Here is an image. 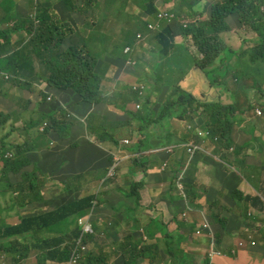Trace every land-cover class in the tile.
<instances>
[{"label": "trees", "instance_id": "16d2710c", "mask_svg": "<svg viewBox=\"0 0 264 264\" xmlns=\"http://www.w3.org/2000/svg\"><path fill=\"white\" fill-rule=\"evenodd\" d=\"M112 2L115 3L116 0ZM197 2L200 3V0H173V10L165 11L170 16H177L189 9V15L193 12L191 16H197L201 14L194 8ZM67 3H70V0H67ZM136 3L141 12L151 17H158L162 11L157 0H136ZM96 4L95 0H85L82 9L88 14L95 10ZM177 6L178 9H175ZM48 13H54V16L40 15L37 17L39 24L33 22L32 30H35L37 35L26 48L22 51H14L5 57L0 55L1 85L13 82L16 86H22L20 78L34 80L30 69V47L35 45L33 50H37L38 44L39 46L45 44L43 49L39 47L40 50H38L44 65V72L39 74V77L44 80V86L38 93L39 102L42 105L49 104V100L57 103L58 98H52L55 93H74L78 100L75 103H69L71 107L91 109L103 103L114 105L117 109L122 107V110L130 114L132 120H138L142 125L151 124V117L154 116L143 115L137 111L140 108L136 105L139 104L140 99L157 94L160 96V98L157 96V101L161 103V114L154 123L160 125V130L152 133L140 130L138 133L140 139L137 140L134 134L137 130L133 129L131 132L127 128L129 127L127 124L131 125V123L110 124L109 117L95 114L81 119L78 116H71L63 105H59V111L50 114L40 112L32 114L29 119L30 123L23 124L20 130L12 126V129L2 139L5 143L11 134L17 132L15 140L10 142L15 149L16 157H3L0 167V225L4 224L5 219L10 218H16V222L10 226H0V258L8 255L12 257L14 264H24L32 254L40 250L39 264L68 262L70 251L76 246L82 232L78 225V217L88 213L93 208L94 201H98L97 196L88 193L92 190V179L78 175L63 181L65 189H73L80 185L84 187L86 194L79 201L53 211L25 217L22 211L30 204L42 202L45 190L57 182L44 173L37 164L33 165V171L22 172V170L30 164L28 152L42 148L49 143L48 135L51 131L57 132L58 137L66 140L71 137L72 129L76 125L85 128L89 134L99 135L101 141L107 140V146L103 148L112 153V162H114V157L120 156V152L130 154L134 158L136 153L142 154L149 150L154 141H160L161 147L174 144L177 137V140L184 144L193 141V137L198 138V134L194 135V131H187L188 128H186L185 133L180 135L181 131L172 126L171 118L176 117L179 118L178 121L188 123L197 119L196 124L200 127V132L207 133L214 142L216 147L214 150L227 153L222 156L226 164L220 161L214 163L213 167L223 186L230 190L229 197L234 199L238 206V210L230 211L231 215L228 216L225 214L229 210L216 199H212L208 206V216L214 224L225 230L222 234L229 232L238 236L243 228L253 229L251 222L258 218L250 217V210L252 207L254 209L264 208V196L244 195L239 191L241 175L253 169V166L247 163L249 150L245 146L235 145L232 136L235 126L245 120L242 116L256 115V109L261 108L264 117V0H225L214 4L212 13L202 21H188L186 28L178 23H171L173 26H164L161 32L152 34L151 40H147L149 47L143 49L141 57L132 53L136 61V72L133 74L138 78L143 76L144 81L141 84L145 85L148 81L150 84L153 81L155 86H160L161 89L153 87V90L148 89L146 92L142 86H138L136 90L131 91L130 86H125L122 92L124 94L120 93L110 97L101 94H105L102 82L109 69L97 66L98 59L95 55L85 48L78 49V47H68L66 48L68 51L63 52L59 48L68 40L65 33L49 35L46 38L45 27L47 25L51 28L64 22L56 10L48 11ZM234 14L238 15V20L235 22ZM232 22L238 23L237 29L232 27ZM147 25L142 17L137 18L133 26L122 31L118 36L120 40H118L114 35L100 34L98 27L101 25L93 23L92 26L96 27L97 32H91L87 42H98L102 46L103 53L118 55L116 62L124 64V61L131 59L129 54H125V48L130 46L135 51V32L145 31ZM72 29L73 25L68 27V31ZM58 30L55 29L53 32ZM228 32L234 35L231 47L227 46L222 39V35ZM176 34L182 38L180 43L177 42ZM1 39L5 40V43H2V48L5 50L7 42L12 40V31H0ZM190 39L196 51H193ZM69 42L73 44L72 39ZM110 47L111 49L108 50ZM218 58H220V65L215 66ZM233 59L236 62L231 64ZM213 64L214 67L208 70ZM124 67L119 66V69H124ZM194 67L196 68L193 69ZM190 72L198 82L196 89L208 80L211 88L222 87L221 94L227 95L230 102L226 103L222 96L206 101L203 87L200 89L203 99L191 94L189 89L195 84L188 77ZM174 77L176 82L172 81ZM185 78L186 81L183 83ZM119 88L121 89V86H117L118 90ZM155 89L160 90L159 93ZM148 105L149 100L147 99L145 110H148ZM0 118H2L0 125L6 124L10 119L4 113H0ZM44 123L47 126L43 132H40ZM31 130H35L37 135L32 136ZM92 135H88L90 139ZM128 137L132 140L131 145L123 142V139ZM142 158H144L143 155L141 158H134L136 159L135 164L142 162ZM118 168L117 172H119ZM10 174H20V181L12 183ZM250 181L253 183L251 179ZM141 185L142 183L134 184L133 188L137 189ZM185 185L187 201L194 207L198 201V193L192 185L187 182ZM194 230L195 225H188L186 232L173 234L161 224V232H163L161 240L166 243V253L164 248L161 251L166 264L169 262L170 264H193L189 254L192 252L182 249L180 245L186 244L185 242L192 237ZM220 232L219 228L215 234L217 247L221 246ZM259 233L263 236L261 243L264 245V231ZM174 239H177V242ZM176 248H179V258L175 255ZM149 251H151L150 248L144 249L141 253H144L143 256L150 262H154L156 257L150 258ZM124 254L130 262H133L136 257L131 252H124ZM167 254L171 257L170 260L166 257ZM227 254L233 257L232 253ZM83 260L79 264H82Z\"/></svg>", "mask_w": 264, "mask_h": 264}, {"label": "crops", "instance_id": "0c3cea01", "mask_svg": "<svg viewBox=\"0 0 264 264\" xmlns=\"http://www.w3.org/2000/svg\"><path fill=\"white\" fill-rule=\"evenodd\" d=\"M97 5L101 2L109 3L112 5L111 11L108 13V20H111L115 14V6L117 3V0L115 3L112 2V0H95ZM136 0H123L124 3H132ZM204 0H200L202 2ZM82 2L83 0H70V4H72L71 10L72 13L68 15L66 13V8L61 5L62 3H58L55 8V3L51 0H0V9L3 8V6L7 7H13L12 15L4 18L2 21V16L0 15V31L5 30H11L12 31V40L9 42V45L4 50L2 48V43L5 42L4 39L0 40V55L2 57H5L9 55L10 53L14 51H22L26 46L29 45V42L36 37L35 30H32L33 25L31 26L30 21L32 19V23L36 22V24H39V20L37 19L38 16H54L53 14L48 13V11L56 10L58 13V16L60 19H62L64 22L58 26H52L51 28L47 25L45 36L46 38L49 37V35H55V34H62L66 32L69 33L68 27L73 25L72 33L74 35L78 34L79 37H81L82 42L88 41V36L90 32H84L83 29L86 26H89L88 21V14L85 10L82 9ZM219 1L215 2L219 3ZM33 3V5H32ZM67 3V0H64V4ZM157 4L160 8H171L173 6V0H157ZM213 4V5H214ZM75 5H78L77 7ZM74 6V7H73ZM23 9L27 11L26 14L23 13ZM29 9V11H28ZM34 9V12L32 13ZM199 11V10H198ZM7 14V13H6ZM93 14H91L90 17H92ZM144 22L148 24V21L152 22L156 19V17H151L147 15L146 13L141 12L140 8L136 10L135 13L131 14L129 11H127L126 16L123 18L132 21L134 24L137 22V18H141ZM81 20L83 21L82 24H79L75 27L76 21ZM108 20L101 23V26L98 27V31L100 34L106 33L108 35H113L114 31L107 32L105 29H109L108 26H113L114 20L108 24ZM2 21V22H1ZM73 21V22H71ZM26 23V24H25ZM50 26L52 24H49ZM172 25L167 24L166 22H162L160 24V30L155 32H149L148 29L145 31H137L136 34H142L147 36L146 39V47H149V42L147 40H151V36L154 33H159L163 30L164 26ZM180 25V24H179ZM5 28L3 29L2 28ZM28 26V27H27ZM67 26V27H65ZM173 26V25H172ZM175 27V26H174ZM30 28V29H29ZM176 28V27H175ZM55 29H59L58 31L53 32ZM126 29L125 27H122L119 30V34L122 33V31ZM177 29V28H176ZM142 32V33H140ZM178 37L177 40L181 37H179V34H176ZM178 42V41H177ZM180 43V42H178ZM35 45L30 47L31 50V59H30V69L31 73L35 76V80L28 79L30 86H28V90L25 89L24 91H29V94L31 95L30 98L34 101V107L27 115H25V120H20L23 111H22V101L19 99V102L17 105L18 108L21 107V110H11L10 116H12L19 124L18 127H16V124L14 127L18 128L19 130L22 128L23 124L30 123L29 119L32 116V112L37 113H46L50 114L55 111H59V105H63L65 109L68 110L71 116H78L81 119H85L89 115H98V116H104L109 117L110 124L115 123H131L127 124L128 130L131 132L133 131L132 126L138 127L140 126V122L138 120H132L130 114L128 112L122 110V107L116 108L114 105V108H110L109 104H99L101 106L93 107L89 109L88 107H71L69 103H75L78 100L77 95L74 93H55L52 97L53 99L58 98V102L54 103L53 101H50L49 98V104L42 105L39 102L38 93L41 89H43V82L39 78V74H42L44 72V65H43V59L41 55L38 54L39 47L41 49L46 46L45 44L42 46H39V44L36 46L38 49L33 50V47ZM102 46L99 43L93 44L92 49H95L97 51L96 57L98 58V64L99 67H105L109 68L110 70L106 71L109 73L110 71L113 72L116 69V74L113 79L110 81L106 78V81L109 83H113V81H117L116 87L121 86L120 91L123 92V88L125 86L129 87L128 84H125L121 81L120 76L121 75H127L129 78H133V81H138V76L133 74L135 71V68L133 67V59H128L124 61V64H118L116 61L118 59V55L112 54V53H103L102 50H100ZM112 47V46H111ZM111 47L108 49L110 50ZM126 49V48H125ZM99 51V52H98ZM106 51V50H105ZM129 53L125 54H130ZM119 66H125L124 69H119ZM130 69V70H127ZM33 70V71H32ZM105 72V73H106ZM132 74H131V73ZM106 73V74H107ZM153 85L155 83L152 81L150 82ZM138 84V83H137ZM104 85V84H103ZM16 86V85H14ZM5 88H9L8 84L5 83ZM19 89L23 90L24 86H16ZM114 89V88H113ZM104 93H106V88L104 87ZM102 96H105L103 93H101ZM113 94V93H111ZM112 95H106L105 97H110ZM157 96L160 98L159 95L154 94L150 95V97L146 98L145 102L141 104H137V106H140L141 109L137 110L141 112L143 115H150L154 117H158L161 114V107L160 106H154L153 100L157 101ZM227 96V95H226ZM149 100L148 110H145L144 106L145 103ZM230 102V101H229ZM121 105V104H120ZM97 106V105H93ZM96 108V109H95ZM128 108V107H127ZM129 109V108H128ZM20 112V113H19ZM31 114V115H30ZM30 116V117H29ZM245 118V120L241 123L235 126L234 134H233V142L238 146H245L249 150V154L247 157V163L253 166V169L249 170L248 172H244L245 178L240 182L238 189L241 191L244 195H250V196H257V195H263L264 196V117L257 116L255 114H252L250 116H242ZM196 120H193L189 122V126H191L187 131H196L200 129V127H197ZM138 122V123H137ZM16 123V122H15ZM193 126V127H192ZM46 126L43 124V126L40 128V132H43ZM43 129V131H41ZM238 130V134L242 137H244L243 141L240 144H237L236 142V131ZM32 133V136L37 135V132L35 130L30 131ZM185 133V132H183ZM88 135V131L81 127L76 125L72 129L71 137L62 140L60 137H58V133L55 131H51L48 135V141L44 147L42 148H36L32 149L28 152V161L29 165L22 170L24 171H33L34 164H37L41 170L48 174L51 179L55 180L59 185L63 183V181L69 180L75 176L83 175L87 177L88 179H100V184L96 186V183L98 180H95L92 182V187L96 186L95 191H88V193L95 192L98 197V204L99 206H95L92 210L95 211L94 215L89 214L88 217L91 218L93 226H94V234L89 236L87 239V246L89 247L84 260L82 264H97V256L95 254L99 253L102 255V251L105 250L106 244H114L115 248L112 251V253H117L120 250L124 254V252H131L132 254H135L136 257L133 259L134 261L137 260L138 255L141 253L138 251V249H120L118 248L122 239H125L126 237H134L138 236L141 239L142 242V251L144 249L148 250V248L151 249V251L148 252V256L150 258L153 257H159L161 256V237L163 235V232H161V224L164 226V228H167L170 233H177L180 232L182 234L183 232H186L188 225H195V229H198L203 225L204 222H208L211 225L212 228V234H204L202 236V239L199 241L192 240L193 238L190 237L186 243V245L189 246V249L192 253H189L191 255V259L193 260V264H196L195 260L198 258L197 250L200 248L198 247V244H214L215 243V234L221 229L220 236H221V245H230V248H232V244L236 245V248L234 249L235 253H238V256L231 257L227 253L222 258H217L215 256L211 257L209 252V257L206 258V261L208 262L211 260V264H235L234 261L239 256L243 257L244 259H248L255 255V252L251 249L246 248L245 251H238V244H240L243 241V238L241 237V232L243 230H246L245 228L241 229L239 232V235L237 234H230L225 233L222 234L225 230H223L219 225L214 224L213 220L208 216L205 215L203 211L206 210V206L208 207L210 205V202L212 199H216L221 203V205L229 210L227 214L230 216V211H237L238 206L236 204V201L229 197L230 190L223 186L222 182L219 179V176L217 175L213 165L214 163L220 162L213 153L216 151L213 149L212 152L207 150L206 152L202 147L201 150H196L189 158V161H185V157L181 152L180 147L176 148L173 153L170 155L167 153H161V143L160 141H154L152 144L153 146L150 147L149 150H147L144 153L143 161L140 163L138 162V165L135 164L136 157L133 158L132 155L125 153L119 158V167L120 171L117 172V177L107 182V173L109 170V167L112 165V153L106 149L103 148V146H107V140L101 141L99 135H92V137L95 138V141ZM193 136V135H192ZM178 137L175 138V141L178 142ZM195 140L200 143L201 139L195 137ZM175 142V143H176ZM5 144V143H4ZM4 144H1L4 146ZM15 149L13 148L14 157H16ZM154 151V153L152 152ZM3 151H0V154ZM224 155V154H223ZM222 155V156H223ZM117 158L114 157V160ZM168 164L167 168H164V164ZM186 164L185 168V182L192 185L195 188V191L198 193V207L197 209L201 210V216L202 221L198 219H188L187 215L189 211L188 209L192 208L189 204V202L183 197V195L179 192V189L176 185V175L180 172L181 168L183 167L184 163ZM206 169L205 177L209 179L211 182V185H208L207 187H200L198 186V181L203 177L202 169ZM175 172V176H174ZM67 174L68 176L62 180L61 177L63 175ZM94 174V176H92ZM247 179H251L253 181V186H250V182H248ZM137 189L133 188L134 184H140ZM53 186V185H52ZM50 186L47 190H45L43 195V201L42 202H36L33 204H30L25 208L22 213L24 216H30L35 214H41L46 213L49 211H53L56 209H59L63 206H66V204H71L74 202L79 201L83 196L85 195L86 191L83 186H78L77 188H80L79 195L76 196L75 199H73L70 203L61 204L65 201V198L67 197V192L62 193L64 197H58L61 194V191H57V189H53V187ZM104 186V187H102ZM102 187V188H101ZM47 192V193H46ZM46 194V196H45ZM58 195V196H56ZM70 197V195H69ZM203 198L202 201H200ZM196 202V203H197ZM188 205L190 207H188ZM46 206H51V208H47ZM250 210V209H249ZM248 210V211H249ZM251 212H255L256 214H264V208H253L250 210ZM87 213V212H86ZM82 214L78 218L86 215ZM126 213L129 214L130 221H126L125 218H123L120 214ZM186 214V215H185ZM251 217V216H250ZM184 218V219H183ZM210 219L208 221L207 219ZM171 220V222H170ZM257 220V219H256ZM140 221V223H136ZM253 221V220H252ZM123 224V232L118 233V230L116 228H112L113 226L119 227L118 224ZM171 224H175L177 230L171 229ZM252 224V223H251ZM253 225V224H252ZM127 227L129 229V235L126 236V231H124V227ZM125 227V228H126ZM213 227L214 230L213 231ZM195 231V230H194ZM251 232V231H250ZM104 236L107 238V241H101V237ZM149 238V239H148ZM174 241L177 242V239H174ZM190 241V243H189ZM94 242H97L99 246V250H92V246ZM152 243L150 245H144V243ZM163 242V241H162ZM252 249H255L253 245H250ZM259 248V247H258ZM206 248L203 247L202 251H205ZM259 250H261L259 248ZM216 251V250H215ZM157 252V253H154ZM218 252V251H217ZM41 253V252H39ZM98 255V254H97ZM125 255V254H124ZM99 256V255H98ZM126 256V255H125ZM127 257V256H126ZM108 256L106 257V259ZM143 258V261H145L146 264H161V262H150V260L144 256H141ZM88 259L90 261L88 262ZM145 259V260H144ZM141 261V260H139ZM139 261L135 262L134 264H139ZM47 264H59V263H53L49 262ZM166 264V263H164Z\"/></svg>", "mask_w": 264, "mask_h": 264}, {"label": "rangeland", "instance_id": "374dc122", "mask_svg": "<svg viewBox=\"0 0 264 264\" xmlns=\"http://www.w3.org/2000/svg\"><path fill=\"white\" fill-rule=\"evenodd\" d=\"M51 1H53L56 4L55 5V8H56V6H57L58 3H62L61 5H63L66 8V13L68 15H70V13H72V10H71L72 4L67 3V5H66V3L64 4V0H51ZM74 1H76V0H74ZM197 1H199V0H197ZM217 1H219V0H204V1L200 2V3L197 2L194 5V8L196 10H199V12L201 14L200 15H197V16H191V15H193V12L189 15V12H188L189 9H186L184 13H182L181 15H177L178 22H182V23H184V24L187 25L188 21H192V20L202 21L203 18L204 19L207 18L210 15V13H212L213 4L215 2H217ZM224 1L225 0H220L219 3H222ZM84 3H85V0H83L82 6L84 5ZM32 5H33V3H32ZM138 8H140V7L137 5L136 1H133L132 3L128 4V3H124L123 0H117L116 6H115V12L117 14H115V16L111 20H108V13L111 11L112 5L109 4V3L101 2L100 4H98L96 6V8H95L94 11H90L88 13V21L90 23V26H86L83 29V31L84 32H90V33L91 32H97L96 27L92 26L93 23H95V25H101V23H103L104 21L108 20L107 23L110 24V22L114 20L113 26L112 25L111 26H108L109 29H105V31H107V32L114 31V34L113 35L116 36L118 40H120L119 37H118L120 35L119 34V30L122 27L127 28V27H131V26L134 25V23L132 21L127 20V19H125L123 17L126 16L127 11H129V13L133 14V13L136 12V10ZM165 9H167V10H173V6L171 8H165ZM175 9H178V6ZM12 11H13V7H10V6L5 7V6H3V8L0 9V15L3 18L2 21L4 20V18L12 15L13 14ZM28 11H29V9H28ZM33 12H34V9H33L32 13ZM23 13L26 14L27 11H25V9H23ZM91 14H93L92 17H90ZM233 20H234V22L238 20V15L237 14H234L233 15ZM71 22H73V21H71ZM82 23H83V21H81V20L76 21L75 27L77 25H79V24H82ZM30 24H31V26L33 25L32 19L30 21ZM231 25H232V27L234 29H237L238 23L236 22L235 24L233 23ZM2 28H3V26H2ZM176 28H178V27L176 26ZM3 29H5V28H3ZM72 30H70L68 34L66 32H64L65 33L64 35H67L68 36V40H66L65 45H61L59 49H62L63 52H66V51H68V49H66L68 47H78V49L85 48V50L89 51L92 55H95L96 56L97 51L95 49H92V46H93V44H96L98 42H90V43L89 42H85L84 43V42L81 41V39H80L81 37H79L78 34L74 35V33H72ZM90 33H89V35H90ZM140 33H142V32H140ZM137 34H136V37H135V43H136L135 54L138 57H141V55L143 53V49L146 46V41H145V39L144 40H141V41H138ZM142 34H144V33H142ZM70 39H72L73 44H71L69 42ZM222 39H223V42L227 46L231 47L232 46V43L234 41V35L232 33L228 32V33L222 35ZM181 41H182V38H179L178 39V42H181ZM8 45H9V42H7V46ZM190 45L191 46L193 45L192 39H190ZM192 48H193V51H196L195 50L196 47H193L192 46ZM101 50H102V47L100 48L99 51H101ZM235 62L236 61L233 59L232 62H231V64H234ZM219 65H220V58L217 59V62L215 64V66H219ZM213 67H214V64L211 65V66H209L208 70L209 69L211 70ZM195 68L196 67H194L193 69H195ZM116 70L113 71V72L110 71L109 73H107L105 75V77L110 81L111 79H113L115 77V74L117 73ZM203 73H205V71H203ZM252 74H255V73L252 72ZM139 75H141V74H139ZM33 77L35 78V76H33ZM188 77L195 84L192 88L189 89V92L191 94L195 95L197 98L203 99L202 92L200 90L203 87V92H204L205 100L207 99L206 101L213 100L215 97H218V96H222V99L226 103H228L230 101L229 98H228V96L221 94L222 93V90H223L222 87H214V88H211L208 80H206L205 84H202L201 83V85L197 86L198 88L196 89L195 87L198 84V82L193 77V73L192 72L188 73ZM106 78H104V80L102 82V87H105L106 88V93L104 94L105 96L106 95H108V96L109 95H116V94L122 93V91H119L117 88H115L117 81H113L114 82V85H115V87H114L113 83H109L108 81H106ZM186 78H187V76H186ZM186 78L183 81V83L186 81ZM120 79H121V81L123 83L128 84L129 86H131V91H133L135 88H137L138 87V84H140L139 86L146 87V90H145L146 92H147L148 89H152L153 90V87H156L158 89H161L160 86H155L152 83L149 84V81L145 85L144 84H141L144 81L143 76H142V78H140V77L138 78V81H137L138 84L136 83V81H133L134 80L133 78H129L127 75H121L120 76ZM41 81L44 82L43 79H41ZM172 81L176 82L175 77L172 78ZM29 84L30 83H29V80L28 79H21L20 78V85L24 86L23 87V90H21L18 87L14 86L13 82H11V83L8 84V87H9L8 89L4 87L5 84L1 85V82H0V113H4L5 116L10 117V119L8 120V122H6V124L0 125V151H3L0 154V167L2 165V158L3 157L4 158L14 157L13 146L10 144V142L13 141V140H15L14 137L17 135V132H14L13 134H11L7 138V142H5V144L2 141V139L8 134V131H10V129H12V126L14 127L15 124H16V127L19 126L18 122L12 116L9 115L10 114V111L13 110V109L16 110V111L21 110V107L18 108L17 106H15V105L18 104L19 99H21V101H22V105L21 106H22L23 115H22V117H21L20 120H25V115H27L29 113V111H31L33 109V107H34V101L30 98L31 95L29 94V91H24L25 89L28 90V85ZM155 90L157 91V93H159V91H160V90H157V89H155ZM111 93H113V94H111ZM122 94H124V93H122ZM144 97H145V95H144ZM38 99L40 101V95H38V97H37L36 100H38ZM145 100L146 99H144V98L143 99H140L139 104L144 103ZM117 101H119L118 98H117ZM152 103H153L154 106H160L161 107V103L158 102V101H154L153 100ZM109 107L110 108H114L111 105ZM140 109H141V107H140ZM32 113L33 114H36L37 112H32ZM158 118L159 117H151V121H152L151 124L144 123V124H142V125H140L138 127L132 126V128L135 131L137 130V132L134 133L135 134V137L137 138V140L140 139V137H139L140 135H138V133H140L139 132L140 130H145L148 133H152L154 131L159 132L160 125L154 123L155 121H157L156 119H158ZM0 119H2V118H0ZM178 119L179 118H176V117L171 118V120L173 121L172 122L173 123L172 126L174 128H176V129L180 130L181 131L180 135H182V133L185 131V129L186 128L189 129L191 126L188 125L189 123L187 121H178ZM196 134H198V138L201 139L200 143L195 140V137H193V141H190L187 144H184V143L178 141V142H176V143H174L172 145H167V146L161 147V153L164 152V153H167V154L170 155L171 153L174 152V150L176 148H179L180 147L181 152L184 155L185 159L187 161H189L190 156L196 150H201L203 148L206 152H208L207 150H209L210 152H212L213 149L216 148L214 142L211 141V139H210V137H208V134L207 133L200 132V129H198V130L194 131V135H196ZM233 134H234V131H233ZM235 138H236L237 144H240L243 141V139H244V137H242V136H240L238 134V130L236 131ZM92 139L95 141V138L94 137H92ZM232 139H233V136H232ZM123 142L126 145H131L132 140L128 137V138L123 139ZM1 144H4V146H2ZM122 146H123V144L121 145V147ZM190 149H191V151H189ZM152 152L154 153L153 150H152ZM120 153H121V155L120 156H117V158H120L122 155L125 154L124 152H120ZM144 153H142V154L141 153H138V154L136 153V158H141L142 155L144 157ZM213 154L215 155V157L218 160H220L222 163L226 164V160H223L222 159V155L223 154L226 155L227 154L226 152H221V151L218 150V151H216ZM228 155H230V154H228ZM186 164L183 165V167L181 168L180 172L176 175V185H177V187L179 189V192L187 200V197H186V194H185V186L186 185H185V174H184L185 173V168L184 167H186ZM167 166H168V164L165 161L164 168H167ZM111 167H112V165L109 167L107 176L109 175V171H110V168ZM119 169H120V167H119ZM205 173H206V169L203 168L202 169L203 177L201 179H199V181L197 183L198 186H200L202 188L203 187H207L208 185H211V182L209 181V179H207L205 177ZM67 176L68 175L65 174V175H63L61 177V179L64 180ZM92 176H94V174ZM242 176H243V179H244L245 178L244 174H242ZM116 177H117V170L115 171L114 178L112 177L113 178L112 179L111 177H109V179L114 180ZM10 179H11L12 183H17L18 181H20L21 176H20V174H18V175L10 174ZM95 180H98V182L96 183V186H98L100 184V180H99V178L98 179H95L94 178V180H92V182H94ZM247 180H248V182H250L249 183L250 186H253V184H251L250 179H247ZM109 181L110 180H107V182H109ZM96 186L92 187V183H91V187H92V190L93 191L96 190ZM52 187H53V189H57V190H55L56 191L55 193H57L58 190L61 191V194L59 196L56 195L58 197H64L62 193L67 192V197L65 198V201L62 202L61 204L70 203L80 193V188H77L78 186L75 187V188H73V189H65V186H64L63 183H61L60 185H59V183H57V184H54ZM102 187H104V186H102ZM91 194L96 195L95 192H92ZM69 195H70V197H69ZM45 196H46V194H45ZM202 200H203V198L200 201H202ZM97 205L99 206V204H97ZM196 205H199L198 202L196 203ZM196 205L194 207H192V208H190V209L187 210V211H189V213L187 215V218L188 219H198V220L202 221L201 210L197 209L198 206H196ZM46 207L47 208H51V206H46ZM188 207H189V205H188ZM96 210H97V208L95 210H90V214H93L94 215V213H95ZM203 212L208 217L209 211H208V207L207 206H206V210L203 211ZM120 215L123 218H125L126 221H128V222L130 221L129 214L121 213ZM254 216L257 217L258 219L257 220L256 219L255 220L253 219V221L251 222L253 224V229L248 230V231L243 230L241 232V237L243 238V241L240 244H238V247L237 248H238V251L239 250L245 251L246 248H248V249H251V250L257 251V252H255V255H253L252 257H250L248 259H244L243 257L239 256L237 259H235V261H234L235 264H264V245L261 243L263 236H262V234L259 233V232L264 231V229L262 228V227H264V214H256L255 213ZM251 217H253V216H251ZM207 220L210 221L209 218ZM14 222H16V218L5 219L4 220V224H2L0 226L1 227L10 226ZM170 222H171V220H170ZM136 223H140V221H138ZM118 226H119L118 228H117V226H113L112 228H116L118 230V233L120 234V233L123 232V224L122 223H119ZM125 227H124V231H126V236H128L129 235V229L127 227L126 228ZM170 227L173 230H175V229L177 230L178 229V228H176L175 224H171ZM210 228H211V226H210ZM213 231H215L214 230V227H213ZM196 232H197V229H195L194 234H192V238H193L192 240L199 241V240L202 239V237H199L196 234ZM93 234H94V226H93ZM101 241H107V238L104 237V236H102L101 237ZM189 243H190V241H189ZM150 244H152V243H147V242L144 243V245H150ZM197 244H198V247L200 249L197 250V253H198L199 256L195 260L196 264H207L206 258L209 257V252L210 251H211L210 252V256L211 257L215 256L217 258H222L223 256L226 255V253H232L233 256H235V257L238 256V253H235L234 252L235 251L234 249L236 248V245L235 244H232V248H230V245L231 244L230 245L223 244L220 247H217L216 240H215V243L214 244L211 243V244H202L201 245L198 242H197ZM141 245H142V242H141L140 237H138V236H134V237H131V238L130 237H126L125 239H122V241H121V243H120V245H119L118 248H120V249L129 248L131 250L138 249L139 252H143ZM250 245H253L255 249H252ZM104 247H105V250L102 251V255H100L99 253H97L99 256L97 254H95L97 256V259H98L97 260V264H134L135 262H137L139 260H141V261H139V264H146L145 261H147V260L144 259L145 261H143V258H141V256L144 255V253H140L138 255L136 261L130 262V261L127 260V257L122 253L121 250L119 252H117V253H112V251L115 248V245L113 243L112 244H106ZM180 247L182 249L184 248L188 252L191 251L189 249V246L186 245V244H181ZM203 247L206 248L205 251H202V248ZM258 247L261 250H259ZM88 248L89 247L87 246V250H88ZM162 248H164V252H165L166 243H164V241L162 242V240H161V249ZM178 249L179 248H176V254H175L177 256V258H179ZM92 250H99V246H98L97 242H94V244L92 246ZM39 252H40V250L38 252L32 254L31 255V258L29 260H27L24 264H39V261H38L40 259L39 256H38ZM160 254H161V256L157 257L156 262H161V264H164L165 261L163 260L162 251H161ZM107 256H108V258L106 259ZM166 257L169 260L171 259V257L168 254L166 255ZM208 262H209V264H211V260H209ZM0 264H14V263H13L12 257H9L8 255H3L0 258ZM167 264H170V262L167 263Z\"/></svg>", "mask_w": 264, "mask_h": 264}, {"label": "built area", "instance_id": "2783aa9c", "mask_svg": "<svg viewBox=\"0 0 264 264\" xmlns=\"http://www.w3.org/2000/svg\"><path fill=\"white\" fill-rule=\"evenodd\" d=\"M159 17L161 19H163L165 17V18L169 19L170 21L173 20L175 17L177 19V16H174V15L170 16L168 12H164V11H161ZM185 27H187L186 24H185ZM150 28H153V26L150 25ZM128 51H129V49H127V52ZM137 108H140V106H137ZM189 151H191V149ZM116 163L117 162H115L112 165V167L110 168L109 175H108L109 177H113V175L115 173V169L117 167ZM79 225L82 228V234H81L79 240L77 241L75 248L72 249L71 255H70V258H69V261L67 262V264H79V262L81 261V259L84 256V253L87 251V245L85 244L86 238H87V236L93 234V225H92L91 218L87 217L85 219L79 220ZM209 229H210V226L206 222V223H204L202 229H199L197 231V235H201L202 230H209Z\"/></svg>", "mask_w": 264, "mask_h": 264}, {"label": "clouds", "instance_id": "9594fccd", "mask_svg": "<svg viewBox=\"0 0 264 264\" xmlns=\"http://www.w3.org/2000/svg\"><path fill=\"white\" fill-rule=\"evenodd\" d=\"M162 9V8H161ZM165 10H167V9H162V11H164V12H166ZM161 13V12H160ZM160 13H159V15H160ZM159 15H158V17H156V19L154 20V21H152V22H150V21H148V25H147V29H148V31L151 33V32H155V31H158V30H160V24L162 23V22H166L167 24H171V23H178V24H180V25H182L184 28H186L185 27V24L184 23H182V22H178V17H177V19H176V17L173 19V20H169V19H167V18H163V19H161L160 17H159ZM150 25L151 26H153V28H150ZM140 36V37H139ZM137 39H138V41H141V40H144L145 39V41H146V39H147V36L146 35H144V34H137ZM127 49H129V51L127 52ZM136 50V49H135ZM131 51V53L129 54V57L130 58H132L133 59V67L134 68H136V61L134 60V58H133V55H134V53H135V51H134V48L133 47H130V46H128V47H126V49H125V52L126 53H129ZM134 51V52H133ZM132 53H133V55H132ZM139 86V85H138ZM131 87V86H130ZM138 88V87H137ZM137 88H135L134 90H136ZM143 88V90H146V87H142ZM145 99V98H144ZM256 115L257 116H262L263 114H262V110L261 109H256ZM44 125L45 126H47V124L46 123H44ZM41 131H43V129L41 130ZM115 158H117V156H115ZM115 162H117L116 164H117V167H116V169H115V171L117 170V168H118V166H119V158H117L116 160H114V162L112 163V165L115 163ZM115 174V173H114ZM112 178V177H111ZM113 178H114V175H113ZM112 178V179H113ZM112 179H109V176H107V180H110V181H112ZM98 204V201H94V206H93V208L95 207V206H97V204ZM92 208V209H93ZM91 209V210H92ZM90 214V211L86 214V215H84V216H82V217H80L79 218V220H81V219H85V218H87L88 217V215ZM254 214H255V212H251V215L250 216H254ZM79 220H78V225H79ZM204 223H206V222H204ZM204 223H203V225H204ZM208 223V222H207ZM209 224V223H208ZM92 225H93V223H92ZM203 225L201 226V227H199L198 229H197V231L199 230V229H202V227H203ZM80 226V225H79ZM209 226H211L210 224H209ZM81 227V226H80ZM247 230H251V229H247ZM81 231H82V228H81ZM195 232V231H194ZM208 232V234H212V228H210L209 230H202V234L201 235H198L199 237H202L204 234H206ZM81 234H82V232H81ZM194 234V233H193ZM196 234H197V232H196ZM93 235V234H92ZM81 236V235H80ZM89 236H91V235H89ZM89 236H87V238H86V241H85V244L87 245V239H88V237ZM75 248V247H74ZM74 248H72V249H74ZM72 249H71V251H72ZM71 251H70V255H71ZM87 252V251H86ZM86 252L84 253V256H83V258L81 259V260H83L84 259V257H85V254H86ZM70 258V257H69ZM69 261V260H68ZM65 264H67V263H65Z\"/></svg>", "mask_w": 264, "mask_h": 264}]
</instances>
